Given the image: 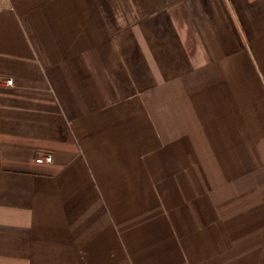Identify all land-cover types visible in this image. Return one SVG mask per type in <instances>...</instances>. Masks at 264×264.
I'll return each instance as SVG.
<instances>
[{"label": "crops", "instance_id": "0c3cea01", "mask_svg": "<svg viewBox=\"0 0 264 264\" xmlns=\"http://www.w3.org/2000/svg\"><path fill=\"white\" fill-rule=\"evenodd\" d=\"M0 264H264V0H0Z\"/></svg>", "mask_w": 264, "mask_h": 264}, {"label": "built area", "instance_id": "2783aa9c", "mask_svg": "<svg viewBox=\"0 0 264 264\" xmlns=\"http://www.w3.org/2000/svg\"><path fill=\"white\" fill-rule=\"evenodd\" d=\"M3 82L5 85H8V86L14 85V79L12 77L5 78ZM35 160L36 162H39V163H50L53 161V155L51 153L41 154V155H38Z\"/></svg>", "mask_w": 264, "mask_h": 264}]
</instances>
